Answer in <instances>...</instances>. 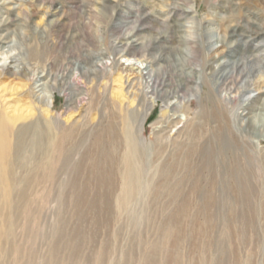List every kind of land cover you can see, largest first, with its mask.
I'll return each mask as SVG.
<instances>
[{
	"label": "rangeland",
	"instance_id": "1",
	"mask_svg": "<svg viewBox=\"0 0 264 264\" xmlns=\"http://www.w3.org/2000/svg\"><path fill=\"white\" fill-rule=\"evenodd\" d=\"M0 31V264H264V133H212L264 76V0H0Z\"/></svg>",
	"mask_w": 264,
	"mask_h": 264
},
{
	"label": "bare ground",
	"instance_id": "2",
	"mask_svg": "<svg viewBox=\"0 0 264 264\" xmlns=\"http://www.w3.org/2000/svg\"><path fill=\"white\" fill-rule=\"evenodd\" d=\"M222 42L224 43V41H222ZM0 44H1V42H0ZM133 49H137V46L136 45L133 46ZM127 56L131 57V53L128 52ZM253 57H255V56H252V58ZM132 60L133 59H131V58L127 59V62H131L130 65H129V67H131V68L136 66V64ZM230 65L231 64L230 63L228 64V62H223V63L219 64L220 74H219V77L216 79L215 86H214L215 88L221 89V87H222L223 91H225V89H227V82L229 80H228V76L225 74L226 73L225 69L228 68ZM233 65H234L235 69H238V68L241 67V64H239V63H234ZM4 67L5 66H3V64H0V69L4 68ZM137 69H141L142 71H145L147 69V67L146 68L138 67ZM258 71H259V75H260V73H262L261 71H263V68H259ZM242 74H244V72H242L240 74V77L242 76ZM251 74H252L251 76L248 75L249 76V77H247L248 80L245 81L244 86H238L239 85L238 84V81H239L238 79L237 80H233L232 82L236 83L237 87L232 85V87L229 88V91L231 92L233 90L230 94L232 95L234 93L235 95L231 96V97L224 96V98H222L220 100L223 103H225L227 101L228 105L230 103H233V104L238 103V106L243 109V114H240V113H237V112H234L233 115H229L228 114L230 119H231V116H233L235 118V121L238 122V124H236V129H237L238 132L237 131H233L231 129L229 124H232V121L230 119H229V121H227L226 116L224 118H222V121L220 120L221 123L219 124L217 129L212 130L213 135L216 134L215 137L218 138L219 141L222 140V136L226 132L227 133L229 132L228 135H229V137L231 139H237L235 141V143H237V141L242 142L241 139H243V137L244 138L246 137L248 139V138H251L252 136H257L260 133H264V120H263L264 118H262L264 116V99L262 100V102L259 105H257V107L255 106L254 109L249 107V105H250L249 103H246L245 101H238L239 95L242 92V90H244L245 88L250 87L251 85H255L256 86V91L259 92V97L261 99L264 96V76H261V78H259L257 81H255L256 79L252 80L254 78L253 77L254 73H251ZM143 75H147V74L143 73ZM24 76L26 77L27 74L25 73ZM149 78L151 80V78H152L151 75H150ZM149 78H148V80H149ZM33 80H35V79H33ZM37 80H38V78L36 79V82H39ZM153 82H154L153 79L148 82V86H147L148 93H154V95L155 94L158 95V93H157V85H155L156 82H154V83ZM44 86H45V83L38 85L36 88H40V87H44ZM213 90H214V88H213ZM46 97H47L46 99L48 101H51V96H46ZM76 100L80 102L81 98H79V100L78 99H76ZM254 100H257V99L255 98ZM221 111H223V110H221ZM14 135H15V131H14V126H13L12 121L10 119H8L7 117H5V116H0V181H1L2 184H5V185H8V183L11 181V178H12V175H11L12 168H11V166L13 167L12 156H13V148H14V143L12 141V138L14 137ZM130 140H131V138H130ZM252 144H253V142H252ZM118 145H119V143H118ZM117 147H119V146H117ZM52 148L54 149V151L58 150L60 152L61 151L60 150V148H61L60 141H57V142L53 141ZM234 150H236V146L234 147ZM194 154H195V149L193 150V155ZM114 157H115V163H116V160H118V158H116V154H115ZM123 163H124V165L123 164H122V166L120 165V169L118 171V174L121 176L120 179H119L120 183H118V185L123 183V186L121 188L122 194L121 193L116 194L117 195L116 196L117 200H120V199L124 198L123 196H128V195L130 196L129 192H131L132 187H135L134 185H135L136 182L139 183V178L137 179V177H139V175L136 174V173L133 174L132 171H134V170L132 168L127 173V168L130 167L128 165L127 159H124ZM99 172H100L99 174H101V171H99ZM132 174H133V176H132ZM100 177H102L99 180L100 185L103 186V187H108L107 190H106L107 191V195L108 194H110V196L111 195H115V191L117 189L116 188L117 183L115 184V179H113V177H111V176H110L111 178H106L107 176L105 177L104 174H103V176H100ZM236 177H238V179H240V178L243 179L242 175L240 173H238L236 175ZM236 177L233 176V180H235ZM136 179L138 181H136ZM239 181L240 180H238V182ZM101 189L103 190L104 188H101ZM101 189H99V190H101ZM97 190H98V188H97ZM123 190H125V192H127V193H125V192L123 193ZM133 190H134V188H133ZM101 193H103V191ZM101 193L100 194L98 193V194L101 195ZM107 195H104L103 198L104 199L106 197L108 198ZM9 196H10V193H9L8 189H6V193H5V198L6 199L5 200H8ZM110 199H113V198H110Z\"/></svg>",
	"mask_w": 264,
	"mask_h": 264
}]
</instances>
